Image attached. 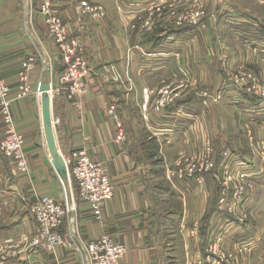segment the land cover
<instances>
[{
    "label": "rangeland",
    "instance_id": "obj_1",
    "mask_svg": "<svg viewBox=\"0 0 264 264\" xmlns=\"http://www.w3.org/2000/svg\"><path fill=\"white\" fill-rule=\"evenodd\" d=\"M236 4L250 11L251 24L256 19L261 21L255 29L242 23L244 12ZM74 5L78 21L102 24L109 19L118 30L116 41L124 65L104 64L99 72L111 84V90L117 85L122 91L114 95L108 107L117 134L115 114L124 134L125 121L136 124V128H129L142 141V152L149 162L155 159L160 168L171 169L173 175L176 172V179L178 174L183 175L174 181L175 187L189 182L195 186L191 188L193 193L199 190L212 205L211 211L207 208L190 215V223L195 217L193 226H200L196 264H264V31H260L264 0H74ZM100 12L104 15L98 16ZM50 16L62 20L58 15ZM63 24L70 32L66 38L68 54L60 51L62 64L63 56L82 55L90 74H94L96 65L85 44L87 38L75 34L74 25L69 28ZM53 39L56 42L55 36ZM136 86L142 99L138 92L130 98ZM163 96L165 101L159 106ZM153 119L180 124L190 121L187 130L181 126L186 148L180 153V147L174 151L167 146L163 149L155 135L157 129L147 130L142 124ZM228 163L233 173L226 169ZM242 165L255 173V184L239 179ZM166 176L163 173L162 182L158 179L160 187ZM229 184L236 188H228ZM242 188L247 190L241 195ZM72 189L74 212L76 200H81L74 179ZM166 201L172 209L181 206L174 197ZM72 219L71 230L75 232L77 218ZM207 224L209 227L204 228ZM230 229L246 239L237 245L228 241L233 236ZM207 245L216 255L207 252ZM240 245L247 248L240 249ZM219 253L224 255L219 257Z\"/></svg>",
    "mask_w": 264,
    "mask_h": 264
},
{
    "label": "crops",
    "instance_id": "obj_2",
    "mask_svg": "<svg viewBox=\"0 0 264 264\" xmlns=\"http://www.w3.org/2000/svg\"><path fill=\"white\" fill-rule=\"evenodd\" d=\"M45 4H49L48 13L42 9ZM236 6L244 12L242 23H248L253 29L260 24L257 19L251 24L250 11ZM74 7V0H0V77L9 85L8 98L16 130L24 138V150L30 162L29 174L19 172L15 163L0 150V239L17 241L16 249L0 264H32L35 261L42 264H83L81 254L73 246H60L52 255L44 248L32 245L37 224L31 205L36 194L52 196L59 201L65 199L64 186L47 146L41 93L38 95L46 68H50L52 74V124L54 118L61 119V123L54 128L60 152L70 156L75 150L85 149L93 159L105 165L114 185V197L101 221L93 217L87 203L76 200L72 214L77 218L75 232L71 230L73 219L71 227L64 228V232L81 244L104 233L112 234L128 248L121 264H195L198 238L190 234L193 225L190 215L196 216L194 213L207 208L211 211L212 205L204 194L198 193L199 190L196 189L194 195L191 190L194 185L189 182L181 185L186 190L181 186L171 187L168 179L160 184L161 187L158 185V179L163 181L161 176L163 173L166 175L165 166L160 168L155 159L149 162L145 157L142 141L129 128H136L132 121L131 125L125 121V137L117 140V127L108 113V107L113 104L114 95L119 96L122 91L117 85L111 90V84L99 72L104 64L123 67L124 58L116 41L119 33L109 19L102 24L83 22V19L78 21V12ZM50 15H58L69 28L74 25L75 34L87 38L85 44L92 64L96 65L95 73L83 79L84 94L74 101L67 100L64 95H53V91L62 85L64 65L60 49L48 31L46 20ZM260 28L263 32L264 24ZM30 57L35 58V66L27 80L30 91L27 96L20 97L21 74L24 63ZM133 89L132 99L137 92L141 94L140 87ZM180 123L154 119L142 122L147 130L157 129L155 135L163 149L167 146L169 151H174L180 147L179 153L188 145L181 135H185L181 126L185 131L192 125L190 121ZM4 129L0 118V142ZM188 134L192 135V132L188 131ZM182 193L184 195L180 196ZM172 197L181 203L178 210L170 208L166 201ZM206 226L209 227L208 224ZM229 232L233 236L228 241L233 244L246 239L242 234H235L233 229Z\"/></svg>",
    "mask_w": 264,
    "mask_h": 264
},
{
    "label": "built area",
    "instance_id": "obj_3",
    "mask_svg": "<svg viewBox=\"0 0 264 264\" xmlns=\"http://www.w3.org/2000/svg\"><path fill=\"white\" fill-rule=\"evenodd\" d=\"M48 5L49 4H47V7L44 8L47 13L49 12ZM92 11L94 12L95 10ZM97 15L101 16L104 15V13L100 12V14ZM47 24L50 31L49 33L52 36H55L56 43L58 44L60 51L66 52L68 54L69 46L67 45L66 38L70 31L67 30V27L61 20L51 18V16L47 18ZM73 44L76 45L75 42ZM63 58L64 70L61 74L62 85L53 91V95H64L67 100L74 101L80 98V96L84 93L85 87L83 79L90 74L91 70L82 55L77 56L75 54L71 57L67 55L65 57L63 56ZM34 66V57H30L28 62L24 63V70L21 74L22 84L20 86V97H24L29 94L30 87L27 81L28 74L34 68ZM236 81L237 83L240 82L239 79H236ZM9 90V85L7 82L0 77V118L4 122L5 128L4 137L0 142V150L4 156L15 163V166L19 172L29 174L30 166L26 152L24 150V138L16 130V125L11 110V101L8 98ZM248 90L250 91V89ZM40 93L41 91L39 87L38 95ZM144 93V97L147 100L149 94L146 90ZM162 93L165 94V91H162ZM164 101L165 96H163L158 101V105L160 106V104H163ZM158 108L159 107H157V109ZM111 112H114V108H112ZM115 119L119 129L117 140H122L125 134L118 114H115ZM60 123L61 119L59 117L53 119L54 128ZM236 157L239 158L238 155ZM65 160L71 180L74 179L77 182V196H79L83 202L90 206L93 217L96 220L101 221L104 217L105 209L114 197V185L107 168L101 161L93 159L85 149L73 151L70 156H65ZM226 167V169H231V172L233 173L232 166L229 163ZM241 167L242 170L237 175L239 179L255 184L253 180V175L255 173L252 172L251 169L245 168L244 165ZM195 170H197L196 165H194L193 172ZM180 171L183 172L182 170ZM189 171L190 173H188V175L192 176L191 170ZM166 175L167 179L174 188H177L175 187L174 181L183 177L182 174H178L179 178L176 179V172L173 175L172 171L171 174V169H166ZM227 187L236 188V185L234 184L232 186L229 184ZM240 190L242 191V195L247 189L243 191L242 188ZM31 213L33 214L37 224V230L35 236L32 239V245L35 248H44L52 255L56 254L57 249L60 246H73L78 249L79 253L81 254L83 264H121L122 259L125 257L128 251L127 246L119 242L110 233H104L97 239L90 240L86 244H81L74 238L69 237L68 234H66L67 232H63L64 228H67L70 226V224H72L73 218V208H70L68 204L66 192L65 199L63 201H59L52 196H39L36 194L35 201L31 205ZM199 230L200 226L198 228V224L196 223L190 230L191 236L197 238ZM15 242L17 241L7 242L0 239V263L6 260L13 253V249H16L17 245ZM240 246V249L247 248L245 245ZM207 247L208 245L206 248ZM211 251L212 249L208 247L207 252H210L209 254H212V256L216 255L215 252L212 253ZM234 253H236V251ZM217 255L222 257L224 254L219 253ZM222 259L223 258H221L220 261L223 263L224 260ZM233 259H235V257ZM238 262L236 263L238 264ZM32 264L42 263L40 261H35ZM199 264H202V261H199Z\"/></svg>",
    "mask_w": 264,
    "mask_h": 264
},
{
    "label": "water",
    "instance_id": "obj_4",
    "mask_svg": "<svg viewBox=\"0 0 264 264\" xmlns=\"http://www.w3.org/2000/svg\"><path fill=\"white\" fill-rule=\"evenodd\" d=\"M40 91L42 97V111L44 133L50 155L52 157V164L59 174L62 184L64 186L66 197L70 208L74 206V192L72 189V180L69 175L68 166L64 155L60 152L56 140L55 129L52 124V74L51 69L46 68L44 81L40 84Z\"/></svg>",
    "mask_w": 264,
    "mask_h": 264
},
{
    "label": "trees",
    "instance_id": "obj_5",
    "mask_svg": "<svg viewBox=\"0 0 264 264\" xmlns=\"http://www.w3.org/2000/svg\"><path fill=\"white\" fill-rule=\"evenodd\" d=\"M166 189H170V188H168V186H166ZM170 191H172V190H170ZM76 194H77V191H76ZM207 226H205L204 228H206ZM63 232H64V230H63Z\"/></svg>",
    "mask_w": 264,
    "mask_h": 264
},
{
    "label": "bare ground",
    "instance_id": "obj_6",
    "mask_svg": "<svg viewBox=\"0 0 264 264\" xmlns=\"http://www.w3.org/2000/svg\"><path fill=\"white\" fill-rule=\"evenodd\" d=\"M52 96V95H51Z\"/></svg>",
    "mask_w": 264,
    "mask_h": 264
}]
</instances>
